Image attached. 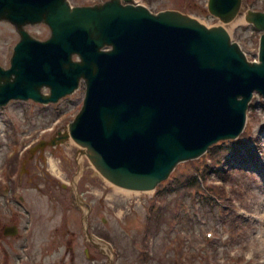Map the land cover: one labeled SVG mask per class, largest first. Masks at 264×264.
<instances>
[{
    "label": "water",
    "instance_id": "water-1",
    "mask_svg": "<svg viewBox=\"0 0 264 264\" xmlns=\"http://www.w3.org/2000/svg\"><path fill=\"white\" fill-rule=\"evenodd\" d=\"M238 6L208 3L224 21ZM246 19L264 31V13L247 11ZM0 20L19 35L10 67H0V105L12 98L57 101L82 79L83 105L61 139L70 135L97 172L122 188L152 189L177 162L236 136L253 90L264 96V32L256 63L220 26L119 0L76 7L67 0H0ZM39 23L50 30L43 41L25 29ZM47 143L53 141L39 147Z\"/></svg>",
    "mask_w": 264,
    "mask_h": 264
},
{
    "label": "rangeland",
    "instance_id": "rangeland-1",
    "mask_svg": "<svg viewBox=\"0 0 264 264\" xmlns=\"http://www.w3.org/2000/svg\"><path fill=\"white\" fill-rule=\"evenodd\" d=\"M96 1L98 0H70L73 5ZM243 1L248 8L264 9V0ZM145 3L153 12L174 8L187 12L206 25H213L218 21L208 13L207 0H145ZM243 21V17H237L227 25V29L233 38L241 40V46L244 48L245 41L253 38L255 32H251V28L246 27ZM27 29L39 39H44L49 34L47 27L42 24L28 26ZM16 40L17 35L13 27L0 22L1 64L7 65L8 56ZM83 95L84 86L81 85L74 93L55 104L11 101L0 108V170L3 177L0 179V249L5 256V264H71L70 253H67L64 246L70 239L71 231H75L77 236L75 260L72 264H173L168 243L178 238L198 240L184 232H198L203 219L206 220L205 226L212 227L215 238L206 249L197 250L200 259L195 257V264H232L234 261L238 263L247 259L248 255L251 259L247 261L253 257H262L258 231L264 219L239 218L232 208L234 200L251 209L252 204L260 203L264 198L263 184L255 172L228 171V175H224H227L225 180L236 184L214 182L215 176L206 173L205 178L208 177V180L205 186L216 185L226 190L222 193L223 205H210L202 209L201 205L195 206L191 198L187 197L182 202L192 206L189 211L192 217H188L182 204L181 226L173 225L172 219L159 225V219H152L150 222L146 220L153 192L130 193L114 188L97 177L93 169L83 161L77 188L93 208L90 224L95 232L114 244L119 254V258L113 260L112 256L108 258L110 252L104 249L105 251H100L98 261L87 262L84 255L86 243L81 235V212L72 201L69 186L77 170V146L71 141L55 147L47 146L43 151H37L32 158H28L27 152V148L38 139H49L56 129H62L72 120L81 106ZM253 104L252 113L248 114L245 136L254 133L253 129L263 123L264 106L257 97L254 98ZM16 152L19 155L18 164L15 160ZM24 158L26 161L20 174V183L4 182L8 174L20 169ZM51 162L54 163L55 169L52 168ZM205 164L206 161L202 157L178 163L169 179L173 176L183 179L193 167L201 169ZM208 168H211V165H207ZM64 183L68 185L66 188L62 187ZM5 187H8V192L3 194ZM20 195L23 201L18 205L16 199ZM179 195L181 194L168 195L171 199L168 218L173 215L172 211L180 201ZM228 211L232 213L227 214ZM7 224L17 225V235L3 234V227ZM27 225L28 230L22 234ZM226 235L228 238L225 240L223 237ZM27 242L30 244V251L25 255L21 247ZM235 249L236 252L231 254V250ZM23 255L27 257L26 261L20 260L16 263L17 258Z\"/></svg>",
    "mask_w": 264,
    "mask_h": 264
},
{
    "label": "bare ground",
    "instance_id": "bare-ground-1",
    "mask_svg": "<svg viewBox=\"0 0 264 264\" xmlns=\"http://www.w3.org/2000/svg\"><path fill=\"white\" fill-rule=\"evenodd\" d=\"M52 168L55 169V165L53 162H51Z\"/></svg>",
    "mask_w": 264,
    "mask_h": 264
}]
</instances>
